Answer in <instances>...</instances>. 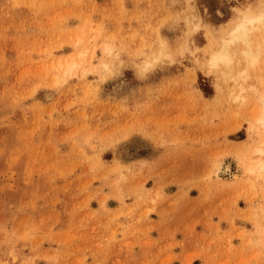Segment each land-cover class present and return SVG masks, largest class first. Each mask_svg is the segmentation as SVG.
<instances>
[{
  "label": "rangeland",
  "instance_id": "obj_1",
  "mask_svg": "<svg viewBox=\"0 0 264 264\" xmlns=\"http://www.w3.org/2000/svg\"><path fill=\"white\" fill-rule=\"evenodd\" d=\"M103 1L0 0V264H264L254 93L205 64L264 0Z\"/></svg>",
  "mask_w": 264,
  "mask_h": 264
},
{
  "label": "bare ground",
  "instance_id": "obj_2",
  "mask_svg": "<svg viewBox=\"0 0 264 264\" xmlns=\"http://www.w3.org/2000/svg\"><path fill=\"white\" fill-rule=\"evenodd\" d=\"M187 17L191 19L194 28L199 26L200 21L196 11H192ZM239 18L219 38L218 43L212 44L210 40L212 47L206 56L205 64L208 71L219 72L224 80L232 83L235 90L234 101L245 99L240 96V94L244 95V90H251L254 93L249 129L264 135V74H257L255 80H250V71H256L263 53L264 11L246 9ZM258 30L263 32L261 44H256L254 39V32ZM107 52L110 50L107 49ZM160 55L161 52L159 57ZM73 66L74 63H71L69 67ZM254 153L258 157L256 159L258 170L264 171V139H261L259 145L254 148ZM230 171V163L224 162L219 167L218 175L225 176ZM261 232L264 236V229Z\"/></svg>",
  "mask_w": 264,
  "mask_h": 264
},
{
  "label": "crops",
  "instance_id": "obj_3",
  "mask_svg": "<svg viewBox=\"0 0 264 264\" xmlns=\"http://www.w3.org/2000/svg\"><path fill=\"white\" fill-rule=\"evenodd\" d=\"M109 1L110 0H104L103 2H105V4H107V3H110ZM171 1H174L173 6H175V8H177V10H179L183 6L185 0H169V2H171ZM128 2L129 1L127 0V2H126L127 8L133 10V7Z\"/></svg>",
  "mask_w": 264,
  "mask_h": 264
}]
</instances>
